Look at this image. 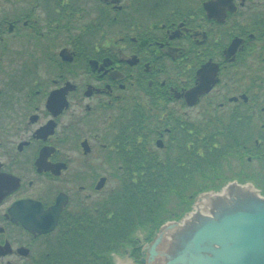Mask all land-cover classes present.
Listing matches in <instances>:
<instances>
[{
  "label": "flooded vegetation",
  "instance_id": "1",
  "mask_svg": "<svg viewBox=\"0 0 264 264\" xmlns=\"http://www.w3.org/2000/svg\"><path fill=\"white\" fill-rule=\"evenodd\" d=\"M193 130L223 143L243 134L234 180L252 176L248 136L264 147V0H0V264H144L148 231L111 254L98 246L108 185L156 177L157 164L171 172ZM58 203L53 231L25 227Z\"/></svg>",
  "mask_w": 264,
  "mask_h": 264
},
{
  "label": "trees",
  "instance_id": "2",
  "mask_svg": "<svg viewBox=\"0 0 264 264\" xmlns=\"http://www.w3.org/2000/svg\"><path fill=\"white\" fill-rule=\"evenodd\" d=\"M236 135L227 137L228 141L223 143L222 140H218L220 136L218 133L211 131L199 133L193 130L186 142L187 152L179 156L176 164L171 165V172L170 168L157 164L156 177L150 170L139 179L121 182L109 197L107 231L99 234L98 246H107L108 252L116 251L119 247H127L136 239L134 233L141 227L149 232L146 234L154 236L163 224L178 220L189 212L200 194L218 191L230 180L240 178L229 177L232 173L231 158L240 157L239 145L245 140L243 134ZM255 135L253 132L251 137L248 136L253 142L251 155L259 160V167L264 170V154L259 151L261 149L264 153V147L258 148L254 145ZM181 159L187 162V171L183 176L181 172L176 171V168L181 169ZM177 175L180 177L177 178ZM238 181L253 182L264 194V179L256 176L255 171L252 172V176ZM102 238L105 239L104 244L101 242ZM72 245L66 249L67 255L74 252ZM93 251H97L95 244ZM102 257L104 256H77L73 261L70 256H63L60 264H112L110 256H107L105 261L100 260Z\"/></svg>",
  "mask_w": 264,
  "mask_h": 264
},
{
  "label": "water",
  "instance_id": "3",
  "mask_svg": "<svg viewBox=\"0 0 264 264\" xmlns=\"http://www.w3.org/2000/svg\"><path fill=\"white\" fill-rule=\"evenodd\" d=\"M200 95L202 89H195L190 102L196 103ZM63 205L25 227L36 234L53 231ZM50 213L57 218L52 225L43 224L42 217ZM144 255V264H264L263 191L253 182L233 181L200 194L180 220L160 227ZM118 264L135 263L125 256Z\"/></svg>",
  "mask_w": 264,
  "mask_h": 264
},
{
  "label": "rangeland",
  "instance_id": "4",
  "mask_svg": "<svg viewBox=\"0 0 264 264\" xmlns=\"http://www.w3.org/2000/svg\"><path fill=\"white\" fill-rule=\"evenodd\" d=\"M86 1V0H85ZM94 6V5H93ZM232 164H234L233 165V167H232V169H231V171H232V173H230V175H229V177H234V175H235V173H237V172H239L240 171V169L239 168H241V167H239V165H238V163L237 162H235L234 161V163L232 162ZM258 164V166H256ZM254 163V164H252V167H251V170H252V172L253 171H255L256 172V176H258L259 178H263V176H261L260 175V173L258 172V171H263L262 169H260L259 168V163ZM247 168V167H246ZM177 169V171H179V172H181V169H178V168H176ZM245 169V168H244ZM246 170V169H245ZM248 170V169H247ZM182 173V172H181ZM177 178H179L180 177V175H177L176 176ZM231 182H233L234 180L232 179V180H230ZM117 183L116 182H111V183H109V185H108V189L109 190H112V189H116L117 188ZM250 185H252V186H254L253 184H250ZM110 197V196H109ZM147 231L146 230H144L142 227L141 228H139L134 234V239L135 238H137V236L139 235V234H143V233H146ZM116 250V249H115ZM107 251H108V249H107ZM112 252H115V251H112ZM112 252H108L109 254H111Z\"/></svg>",
  "mask_w": 264,
  "mask_h": 264
}]
</instances>
